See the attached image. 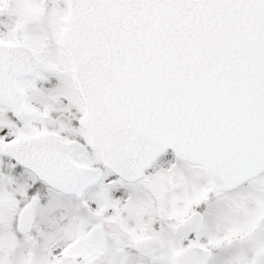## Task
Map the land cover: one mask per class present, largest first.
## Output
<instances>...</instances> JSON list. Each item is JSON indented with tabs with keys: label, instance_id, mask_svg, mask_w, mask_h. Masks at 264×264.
Masks as SVG:
<instances>
[{
	"label": "snow or ice",
	"instance_id": "1",
	"mask_svg": "<svg viewBox=\"0 0 264 264\" xmlns=\"http://www.w3.org/2000/svg\"><path fill=\"white\" fill-rule=\"evenodd\" d=\"M0 264H264V0H0Z\"/></svg>",
	"mask_w": 264,
	"mask_h": 264
}]
</instances>
